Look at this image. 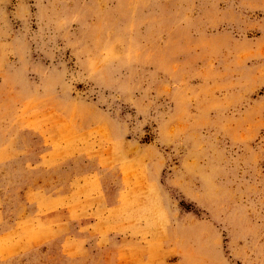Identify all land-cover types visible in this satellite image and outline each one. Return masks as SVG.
<instances>
[{
    "label": "rangeland",
    "instance_id": "rangeland-1",
    "mask_svg": "<svg viewBox=\"0 0 264 264\" xmlns=\"http://www.w3.org/2000/svg\"><path fill=\"white\" fill-rule=\"evenodd\" d=\"M0 264H264V0H0Z\"/></svg>",
    "mask_w": 264,
    "mask_h": 264
}]
</instances>
